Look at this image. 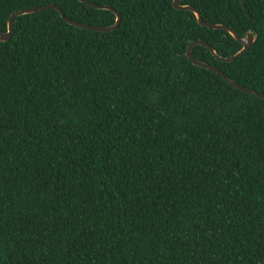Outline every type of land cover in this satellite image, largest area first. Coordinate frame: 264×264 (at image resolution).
Listing matches in <instances>:
<instances>
[{"label":"trees","instance_id":"16d2710c","mask_svg":"<svg viewBox=\"0 0 264 264\" xmlns=\"http://www.w3.org/2000/svg\"><path fill=\"white\" fill-rule=\"evenodd\" d=\"M89 1L120 27L49 9L0 48V264H264V100L187 57L243 45L173 0ZM244 3L182 0L257 35L233 62L193 54L264 94V0ZM50 4L116 22L78 0H0V32Z\"/></svg>","mask_w":264,"mask_h":264},{"label":"water","instance_id":"95a60500","mask_svg":"<svg viewBox=\"0 0 264 264\" xmlns=\"http://www.w3.org/2000/svg\"><path fill=\"white\" fill-rule=\"evenodd\" d=\"M78 1H80L83 4H86L87 6L93 7L95 9L110 10V11L114 12L116 15L115 24L112 26H108V27H102V26H94V25H90V24L80 23L78 21H75V20H72V19L66 17L62 8L60 6H58L57 4H50V5H46V6H42V7L28 8L25 10H20V11L15 12L14 14L11 15V17L9 19L7 32H0V33H3L7 36H10L12 39L14 36V22L18 16L33 14L36 12H41V11H45V10H49V9L57 10L60 13L61 17L67 23H69L70 25H73L75 27H78V28L93 30V31H97V32H110V31H114L120 27L121 21H122L121 14L119 11H117L112 6L97 4V3L91 2L89 0H78ZM173 5H174V8L178 11L193 12L197 18L198 23L201 26L207 27V28H210L213 30L227 31L230 35H232L238 42H240L243 45L242 50H240L238 53H236L235 55H233L231 57L224 58V57L220 56L216 52L214 47H212L208 42L201 41V40L193 41L192 43H190V45L188 46V49H187V57L192 62V64H194L195 66H198V67H202V68L214 71L216 74L220 75L226 82H228L231 86H233L235 89L242 91L244 93H247L251 96H255V97H258V98H261L264 100V94L263 93H259L253 89H250L248 87H245V86L237 83L236 81L231 79L226 73H224L222 70H220L216 66H213L209 63L197 60L193 54L194 47L201 45V46L207 47L211 51V53L215 56V58L217 60H219L221 62H227V63L233 62L236 59H238L239 57H241L244 53H246L247 51L250 50V48L255 44V42L258 38L257 35H255L253 32H248L245 37H241L232 27H230L228 25L212 24V23L206 22L202 16V13L196 7H194L192 5H183L182 0H173ZM243 6H244V8H246L244 0H243ZM10 37H6V38H10Z\"/></svg>","mask_w":264,"mask_h":264},{"label":"snow or ice","instance_id":"6c2138e0","mask_svg":"<svg viewBox=\"0 0 264 264\" xmlns=\"http://www.w3.org/2000/svg\"><path fill=\"white\" fill-rule=\"evenodd\" d=\"M6 37H10V36L0 33V48L5 47L7 42L11 39V37L10 38H6Z\"/></svg>","mask_w":264,"mask_h":264}]
</instances>
